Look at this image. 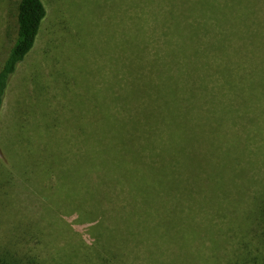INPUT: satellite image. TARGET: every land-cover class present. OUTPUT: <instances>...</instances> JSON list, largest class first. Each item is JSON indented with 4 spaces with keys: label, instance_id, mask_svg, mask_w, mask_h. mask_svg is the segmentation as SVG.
<instances>
[{
    "label": "trees",
    "instance_id": "1",
    "mask_svg": "<svg viewBox=\"0 0 264 264\" xmlns=\"http://www.w3.org/2000/svg\"><path fill=\"white\" fill-rule=\"evenodd\" d=\"M121 1L129 11L130 0ZM155 2L159 5L153 16L159 9L163 13L157 20L162 42L148 35L141 13H128L134 55L129 76L146 75V88L142 81L132 85L129 76L126 85L119 84L116 121L97 140L102 149L87 142L85 155L70 162L58 150L59 143L56 149L43 140L37 124L26 133L19 128V138L33 148L27 150L42 152L40 161L33 162L39 172L34 177L54 192L55 197L42 203L52 213V231L80 233L81 243L87 233L90 243L103 248L104 243L113 246V234L142 228L158 249L159 238L180 241L173 233L188 242L198 237L191 236L203 231L195 210L230 204L232 220L243 232L259 237L264 247V0ZM47 16L44 0L19 1L17 37L0 67V120L11 81L34 49ZM147 38L159 43L155 65ZM217 50L227 58L213 67ZM212 72L223 81L213 80ZM85 132L96 135L95 128ZM11 152L0 137V264H75L71 252L62 249L51 259L39 254L50 233L41 219L25 217L14 204L15 182L7 167ZM13 162L22 170L32 163L24 148ZM36 187L30 183L29 193L39 198ZM119 198L129 206L112 209ZM243 202H249L248 208L235 209ZM71 206L79 210L73 216ZM106 214L114 217L108 237ZM223 214L228 215L225 209ZM220 264H264V253L249 250Z\"/></svg>",
    "mask_w": 264,
    "mask_h": 264
},
{
    "label": "rangeland",
    "instance_id": "2",
    "mask_svg": "<svg viewBox=\"0 0 264 264\" xmlns=\"http://www.w3.org/2000/svg\"><path fill=\"white\" fill-rule=\"evenodd\" d=\"M19 1L0 0V67L17 37ZM44 1L48 16L34 49L19 66L11 81L0 120L1 141L12 149L10 161L7 158L10 162L7 167L15 182V192L12 194L14 204L21 206L25 217L41 219L47 226V233H50L46 242L39 246V254L51 259L58 249H62L71 252L70 257L75 264H220L229 259L244 257L249 250L253 255L259 254L260 250L264 253V247L259 245V237L243 232L237 225L238 221L232 220L234 208L230 204L223 207L228 215L223 214L224 209L219 205H210L211 210L207 207V210H200L202 213L195 210L198 220L203 221V231L191 236L198 237L193 242H188L173 233L180 241L169 237L168 240L159 238L162 248L158 249L153 240L145 237L142 228L123 229L120 236L113 234L114 238L109 239L113 246L104 243V249L99 244H94L96 241L90 243L88 240L91 239L86 238L87 233L86 242L82 243L80 233L68 230H64L62 234L58 231L53 233L55 228L51 226L52 213L42 203L47 197H55L54 192L44 185L42 178L34 177L39 172L34 169L33 162L40 161L37 158L41 157L42 152L33 154L27 150L32 146L19 138V128H25L23 132L26 133L38 126L43 140L50 141L56 149L59 143L58 150L62 151L64 157H70V162L72 158L85 155L84 144L87 142L96 144L95 148H98L101 143L98 146L97 140L101 137L102 129L116 121L114 115L119 109L117 97L122 92L119 84L126 85L133 67L128 15L133 10L141 13L148 35H156L160 42L164 40V36L157 26V20L163 14L162 9L155 12L157 16L152 14L159 5L155 0H130L129 11L125 1L121 0ZM147 41L149 59L155 65L158 55L154 51L159 43L155 38H147ZM222 57L225 60L227 58L224 52H213V67H218ZM212 76L213 80L223 81L218 73L212 72ZM131 79L132 85L142 81L143 88H146V75L134 77L131 74L129 80ZM129 89H132L130 84ZM229 92L234 95L231 90ZM81 111L83 114L80 116ZM87 128H95L96 135L85 132ZM236 129L233 126V130ZM23 148L32 163L31 168L27 166L22 170L13 161L23 152ZM99 149H102V145ZM27 162L28 160H24V163ZM30 183L37 186L39 198H34L29 193L33 190ZM124 202L127 201L123 198L115 199L111 208L122 210L124 205H128ZM187 205L189 207L188 203ZM248 205L249 202L239 203L235 209L243 210ZM128 206L126 209L129 211L131 208ZM71 207L70 215L73 216L79 210L77 206ZM118 213L114 216H119ZM104 216L107 225L104 233L108 237V232L114 228L110 219L114 217L113 214L110 217L107 214ZM154 221L149 222L154 225ZM164 229L165 227L162 231ZM210 229L215 230L214 234L208 231ZM93 233L99 237L97 231ZM100 233L103 234L101 231ZM216 240L219 241L218 244H215ZM245 244L249 249H246ZM64 258L67 257L64 255Z\"/></svg>",
    "mask_w": 264,
    "mask_h": 264
}]
</instances>
